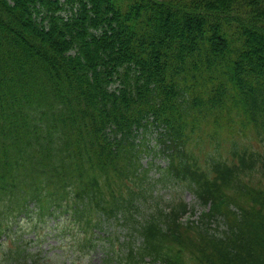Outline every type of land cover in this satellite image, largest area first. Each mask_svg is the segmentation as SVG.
Returning a JSON list of instances; mask_svg holds the SVG:
<instances>
[{
	"label": "trees",
	"instance_id": "16d2710c",
	"mask_svg": "<svg viewBox=\"0 0 264 264\" xmlns=\"http://www.w3.org/2000/svg\"><path fill=\"white\" fill-rule=\"evenodd\" d=\"M29 222L86 254L124 224L102 264H264V0H0V264H43L6 245Z\"/></svg>",
	"mask_w": 264,
	"mask_h": 264
},
{
	"label": "rangeland",
	"instance_id": "374dc122",
	"mask_svg": "<svg viewBox=\"0 0 264 264\" xmlns=\"http://www.w3.org/2000/svg\"><path fill=\"white\" fill-rule=\"evenodd\" d=\"M254 147L260 149L261 145L255 143ZM157 161L162 162L161 159H158ZM170 190L172 191L169 192L168 190L162 189V193H165L164 195L167 199H170L171 195L179 196L189 205V207L195 206L196 208L197 214H188L184 217L183 221H186L187 219H196L200 214L202 207L194 194L185 190L182 186H175ZM48 231L49 229L47 228H44L43 231H38V228H36L34 224L30 222L29 224L25 223L24 227L20 230L19 235L22 236L20 242L16 243V241H8L6 245L15 247L19 244L22 246V249H25L26 254L29 253L27 254L29 258L34 257L37 259H44L43 264H102L105 253L104 250H106L107 244L110 243V241L107 240L108 234L110 235V232H113L112 240L117 248L120 247L122 239L124 240L128 236L125 225L122 223H115L114 226L112 225L109 232L105 231V237L97 238V247L94 248L90 254H86L80 249H73L72 241L68 238L64 239V235H55L56 233L54 232L46 234ZM84 249L86 252L87 249ZM0 255L2 258L4 257L3 252Z\"/></svg>",
	"mask_w": 264,
	"mask_h": 264
}]
</instances>
